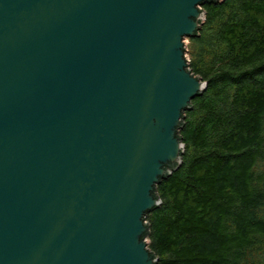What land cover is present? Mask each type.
Masks as SVG:
<instances>
[{"label":"water","instance_id":"water-1","mask_svg":"<svg viewBox=\"0 0 264 264\" xmlns=\"http://www.w3.org/2000/svg\"><path fill=\"white\" fill-rule=\"evenodd\" d=\"M0 0V264H158L206 2Z\"/></svg>","mask_w":264,"mask_h":264},{"label":"trees","instance_id":"trees-1","mask_svg":"<svg viewBox=\"0 0 264 264\" xmlns=\"http://www.w3.org/2000/svg\"><path fill=\"white\" fill-rule=\"evenodd\" d=\"M190 69L207 83L182 165L147 215L158 264H264V0L206 2Z\"/></svg>","mask_w":264,"mask_h":264},{"label":"rangeland","instance_id":"rangeland-1","mask_svg":"<svg viewBox=\"0 0 264 264\" xmlns=\"http://www.w3.org/2000/svg\"><path fill=\"white\" fill-rule=\"evenodd\" d=\"M186 42H187V44H189L190 38H188ZM188 55H189V53H188ZM189 58H190V55H189Z\"/></svg>","mask_w":264,"mask_h":264},{"label":"built area","instance_id":"built-area-1","mask_svg":"<svg viewBox=\"0 0 264 264\" xmlns=\"http://www.w3.org/2000/svg\"><path fill=\"white\" fill-rule=\"evenodd\" d=\"M188 39V38H187ZM187 39L185 40V42L187 41ZM186 44H187V42H186ZM187 49H188V44H187ZM187 56H188V58H189V55L187 54ZM189 60H190V58H189Z\"/></svg>","mask_w":264,"mask_h":264}]
</instances>
